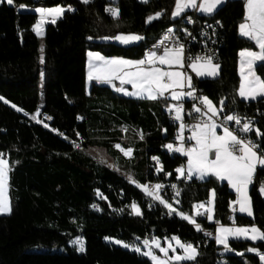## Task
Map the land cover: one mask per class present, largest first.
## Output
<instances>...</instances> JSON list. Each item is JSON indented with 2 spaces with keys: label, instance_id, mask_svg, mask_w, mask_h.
Returning a JSON list of instances; mask_svg holds the SVG:
<instances>
[{
  "label": "trees",
  "instance_id": "obj_1",
  "mask_svg": "<svg viewBox=\"0 0 264 264\" xmlns=\"http://www.w3.org/2000/svg\"><path fill=\"white\" fill-rule=\"evenodd\" d=\"M54 5L66 11L46 26L42 64L41 43L34 31L35 9ZM108 5L119 9V18L113 19L106 11ZM174 6L175 0H91L88 4L82 0H13L12 4L0 0V97L8 101L0 100V153L11 167L12 205L10 214L0 215V264H153L149 257L106 240L138 245L148 235L163 243L175 236L192 244L199 252L193 263L264 264L256 252L248 251L264 250V241L230 239L232 251L222 253L223 245L214 238L215 221L197 215L202 229L197 231L178 214L193 216L194 206L206 202L213 188L215 220L225 225H256L264 231V197L258 188L264 181V168H257L249 192L253 215L235 209L234 220H229L236 193L227 182L215 177L187 182V175L176 171L187 158L166 148L168 142L174 143L179 128L169 119L173 111L168 108L175 103L171 98L129 97L96 81L87 87L89 50L106 57L142 58L145 48L164 30L188 25L185 17L194 11L173 18ZM156 13L160 17L148 22ZM244 15L243 0H228L212 15L196 14L198 30L205 22L218 26L216 62L220 64L217 77L196 78V82L210 101L218 106L224 101L225 112L255 117L264 133V97L247 102L238 94L239 53L256 48L239 33ZM123 33H139L143 40L123 46L103 39ZM255 71L264 80V62ZM39 109L52 116L48 127L33 119ZM255 136L264 150V135ZM117 144L130 148L134 157H127ZM94 148L105 150L121 169L95 157ZM151 156L160 164L153 163ZM157 168L162 170L157 172ZM129 176L141 185L162 184L165 189L159 195L167 203L180 190L177 212L170 217L168 208L131 183ZM94 201L99 208L93 207ZM133 202L142 215L132 214ZM76 240L82 242L83 251Z\"/></svg>",
  "mask_w": 264,
  "mask_h": 264
},
{
  "label": "snow or ice",
  "instance_id": "obj_2",
  "mask_svg": "<svg viewBox=\"0 0 264 264\" xmlns=\"http://www.w3.org/2000/svg\"><path fill=\"white\" fill-rule=\"evenodd\" d=\"M9 4L13 3V0H7ZM83 3L88 4L91 0H82ZM115 2V0H113ZM143 3H148L149 0H141ZM224 0H201L200 3L197 0H175V10L172 12V17L180 16L185 9L195 8L202 13L212 14L217 7L222 4ZM23 7V6H22ZM245 15L243 22L239 25V32L242 37L247 38L252 41L254 45L259 49V51H253L250 49L242 50L239 55L240 60V75L241 83L239 86L238 94L245 99H256L257 97H264V80L256 76L253 71V66L257 61L264 62V0H244ZM71 10V9H68ZM66 11L63 7H53V8H36L35 12L40 14V20L34 27V30L38 35H42V24L45 22V17H52L51 23H55L56 19L61 17ZM110 13L113 19L119 18L118 8L106 9ZM161 13H156L154 16L148 17V22L159 18ZM189 22L191 19L189 18ZM169 33L173 30L169 29ZM170 37L165 35L163 40L154 47L159 48L164 45V41L168 40ZM91 39V38H90ZM103 39H114L121 44H130L135 41L143 39L139 35L129 34V35H116L114 37H104ZM40 62L44 63V45L40 46ZM89 64H88V79L96 80L100 83L113 84V81L118 80L120 82V87H116L117 92H123L125 95L135 96L141 99L156 100L158 98L165 97L166 93H170V97L173 100H181L183 97H190L193 100L199 99L200 103L206 107L207 112L212 115V117L218 115V111L215 105L207 97H197L195 95V89L192 86L191 76H187L181 71H165L163 68L157 65H167L171 68L173 65H178L180 68L184 67V48L183 45H178L176 48H169L167 46L163 47V54H158L156 51H149L146 53L145 57L140 60H129L124 58H106L102 56L99 52H89ZM191 63L188 67L191 68L197 76L204 77H216L219 75V64L212 63L211 56H196L195 58H188ZM203 62V63H201ZM245 68L248 72L245 73ZM41 78L43 79L44 73L41 71ZM130 84L134 91L129 92L123 85ZM115 87V85H113ZM188 87L192 91L188 92H177L176 88ZM0 100H4L0 97ZM5 103L8 101L4 100ZM220 104L223 105L224 101L221 100ZM17 111H23L17 108L16 105H12ZM175 111L174 119L177 121H182L183 116V105H172L169 106L168 111ZM193 111L200 113L202 116L206 113L202 112L200 107L193 105ZM25 115H28L25 113ZM39 115V113H37ZM191 115V113H189ZM36 119V116H33ZM51 119V117H48ZM227 121H235L237 125H241L240 118L229 115L226 116ZM40 122L39 120L37 121ZM44 127H48L47 124ZM186 127L185 124H180L181 133ZM217 127H223V135H218L216 132ZM195 130L189 140H195L196 144L194 147L188 148L187 150L181 146L174 147L173 144H168L166 147L170 151L179 152L188 157L187 162V178L191 179L193 175L198 179H205L208 176H214L216 179L221 181H227L228 185L235 190L237 194V199L233 201V204L239 205V211L241 213H246L248 216H252V204L251 199L248 195L249 186L253 183L254 175L257 171V167L264 168V150H261L258 143L253 142L250 139H244L238 137L233 131H230L226 125H217L213 120L212 123L201 122L194 126ZM252 130L250 123H243L239 128L242 133H247ZM126 131V129H125ZM257 136H262L259 129H256ZM142 138V137H141ZM178 140L183 141L184 137L182 134H178ZM79 147V145H75ZM120 148V145H116ZM124 154L127 156L131 155L132 150L129 148ZM214 150V151H213ZM210 153H212V158H210ZM4 154L0 153V214H10L11 206L10 201L6 195V187L8 180V172L10 168L8 166V161L3 158ZM153 159H156L155 157ZM162 168H157V172L161 171ZM180 176L185 175V169H176ZM170 175V174H169ZM129 181L140 187L143 192L152 197L154 201H159L166 208H168V214L172 215L176 213L177 210L172 207L171 204L167 203L159 195V189L163 185L156 184L149 188L147 184H139L131 176H129ZM175 188V185H172ZM260 192L264 194V183L260 185ZM176 195H179L177 191ZM214 200H215V190L212 191L211 197L207 202V207L204 204H198L194 207L205 208L204 213L198 212L197 215L207 214V219H213L214 211ZM179 203V201H176ZM93 207H96L93 205ZM132 214L136 216L142 215L139 206L133 202L131 205ZM182 219L187 220L189 223L194 224L197 231H202L199 224L196 223L192 216H189L183 212L178 213ZM208 236H212V233H205ZM215 241L219 245H223L225 251H232L229 246V239H246V240H261L264 241V231H261L255 225L251 227H224L220 226L216 229ZM175 240L178 247L183 250L182 254L169 256V250L173 253L176 252L175 248H172L171 244L167 248L161 247L160 243L152 238L151 241L145 239L142 241L143 247L147 251H141L140 247H134L133 250L147 256L151 259L153 264H170L171 261H176L177 264L182 261H195L199 255L198 249L192 244H184L179 241L177 237H172ZM74 243L80 244V251H83V244L81 241L76 240ZM117 244H122V246L128 248L130 245L124 244L122 241H115ZM153 248H158L166 259H161L160 256L153 252ZM249 252H256L260 260L264 262V253H259L256 248H249ZM243 255L242 253H238Z\"/></svg>",
  "mask_w": 264,
  "mask_h": 264
},
{
  "label": "built area",
  "instance_id": "obj_3",
  "mask_svg": "<svg viewBox=\"0 0 264 264\" xmlns=\"http://www.w3.org/2000/svg\"><path fill=\"white\" fill-rule=\"evenodd\" d=\"M109 8H116L114 5H108L106 7V9ZM108 12V11H107ZM109 13V12H108ZM110 14V13H109ZM196 12L194 13H189L186 15L185 20L188 23V25L183 26L181 30H177L173 27L171 28H167L166 30H164L157 38L156 40L151 43L150 45H148L143 53V57H145L146 53H148L149 51H156L158 54H162L163 53V47L167 46L169 48H176L178 45H183L184 48V54H185V59H186V63H190L191 61L188 59L189 57L191 58H195L196 56H211L213 59V61H216L218 58L217 55V49H216V42H217V33H218V26L215 23L212 22H205L204 26L201 29H197V19H196ZM189 18L191 19V22H189ZM169 29H172L173 31L171 33H169ZM199 31V33H198ZM201 31V33H200ZM168 35L170 38L168 40L164 41V45H162L159 48L154 47L155 45L159 44V42L161 40H163L164 36ZM206 38H209V42L206 41ZM168 71H171V69H168ZM185 74L187 76H191L192 78V86L195 89V95L197 97H206L201 89L198 86V83L196 82V78L197 76L193 75L191 70H189L188 68H186L185 70ZM189 91H192V89H189ZM183 105V120L182 123L186 125V127L184 128V139L183 141L179 142V140L176 138L174 139V146L177 147L178 145H180L181 143L185 144L187 142H189V135L193 133V131L195 130L194 126L203 122H207V123H212L213 120L217 123V125H226L230 131H233L234 134H236L238 137L240 138H244V139H250L255 143H258L257 139H256V129H258V126L256 124V119L255 117L248 115V114H241V113H237L236 111H230V112H225L223 110V112L218 113L217 116L212 117V119L210 120L209 117L212 115L210 113L207 112L206 107H204L199 99L193 100L190 97H187L186 99H181L179 101H177L174 105ZM196 105L197 107H200L202 112L206 113V115H201L200 113H196L193 111V105ZM37 113H39V115H36L37 117V121L39 120L41 124H47L48 122L52 121V116L46 112H44L42 109H39L37 111ZM189 113H191V115H189ZM229 115H233L236 116L238 118H240L241 120V125L243 123H250L252 130L247 132V133H242L239 131V128L241 127V125H237L235 123V121H227L225 119L226 116ZM175 113L173 111V113L170 115V121L172 123L178 124L179 125V121L174 119ZM48 117H51V119H48ZM179 134V133H178ZM259 144V143H258ZM127 156V155H126ZM129 158H133L134 157V153L133 151L131 152L130 156H127ZM155 156H151V161L153 163H156L157 165L160 164V161L156 158L153 159ZM185 180L188 182L190 179L187 178V176L185 177ZM255 181V178L253 180V183ZM264 183V181H262L258 188L260 190V185ZM159 183L156 182H148L147 185H149V188L151 189V187L153 185H156ZM162 185V184H160ZM177 187V186H176ZM164 186L159 189V193H161L164 190ZM177 192H175L174 197H173V201L169 204L172 205V207L174 209L177 210V206L179 205V203H176V201H179L178 196L176 195ZM92 205H95L96 207L94 208H99L100 204L98 201H94ZM148 209L151 210L152 209V204H150L148 206ZM170 217L172 215H169ZM236 216V212H235V208L232 209L231 213H230V217L229 220H234ZM215 224L216 225H220L222 224V221L220 219L215 220ZM232 227H235L233 223H230ZM175 237V236H172ZM170 237V238H172ZM153 237H151L150 235H148L146 237V239H148L149 241L152 240ZM168 238V239H170ZM259 253H264V250H260ZM257 257L260 259L259 255L256 253Z\"/></svg>",
  "mask_w": 264,
  "mask_h": 264
},
{
  "label": "rangeland",
  "instance_id": "obj_4",
  "mask_svg": "<svg viewBox=\"0 0 264 264\" xmlns=\"http://www.w3.org/2000/svg\"><path fill=\"white\" fill-rule=\"evenodd\" d=\"M139 1H141V0H139ZM53 7H63V8H65L66 9V7H64V6H62V5H54V6H39V7H37V8H53ZM62 17V16H61ZM61 17H59V18H61ZM59 18H57V19H59ZM51 19H52V17H45V22L42 24V35H38L37 33H36V31H35V33L37 34V36L39 37V39H40V43L41 44H44V37H45V30H46V26H47V24L48 23H50V21H51ZM56 19V20H57ZM40 20V14L38 13V20H37V22ZM37 22H36V24H37ZM35 24V25H36ZM35 25H34V27H35ZM124 35H129V34H127V33H123ZM130 34H134V35H139V36H141L142 37V35L141 34H139V33H130ZM108 40H110V41H112V42H116V43H118V44H120V45H123V46H126L125 44H121V43H119V42H117V41H115L114 39H108ZM143 39H141V40H139V41H135V42H133V43H130V44H127V45H136V44H138V43H140L141 41H142ZM242 50H244V49H242ZM241 50V51H242ZM250 50H252V49H250ZM240 51V52H241ZM254 51V50H253ZM256 51H258V50H256ZM89 52H98V51H92V50H89L88 52H87V87H88V89H89V87H90V85H91V82L92 81H96V80H91V81H89V79H88V71H89V68H88V64H89V57H88V53ZM100 53V52H99ZM101 54V53H100ZM102 55V54H101ZM102 56H104V55H102ZM104 57H106V56H104ZM106 58H111V57H106ZM113 58H115V57H113ZM144 57H142V58H139V59H137V58H128L129 60H140V59H143ZM240 60H241V57L239 56V62H238V71H239V75H240ZM191 63V62H190ZM201 63H203V62H201ZM212 63L213 64H219L218 62H216V61H213L212 60ZM260 63V61H257L255 64H254V66H253V71H254V73H255V75L256 76H258V77H260L259 75H257L256 74V71H255V67H256V65L257 64H259ZM185 64H186V59H185V54H184V67L183 68H180L178 65H173L171 68L173 69V71H181V72H184L185 73V70H186V68H185ZM220 65V64H219ZM158 67H161V68H163L165 71L167 70V68H169L167 65H157ZM191 69V68H190ZM191 71L196 75V73L191 69ZM248 72V69L247 68H245V73H247ZM197 76V75H196ZM217 77V76H216ZM197 78L198 79H203V78H215V77H209V76H204V77H200V76H197ZM240 78H241V75H240ZM261 78V77H260ZM96 82H98V81H96ZM100 83V82H99ZM240 83H241V80H240ZM102 84H106V85H109V86H111L112 84H107V83H102ZM113 85H115V87H120L121 85H120V82L118 81V80H115V81H113ZM113 85H112V87H113ZM239 86H240V84H239ZM123 87L124 88H126L129 92H132V91H134V89L132 88V86L130 85V84H126V85H123ZM175 91H177V92H188L189 91V88L188 87H184V88H176L175 89ZM238 91H239V89H238ZM122 94H124L123 92H121ZM125 95V94H124ZM125 96H129V97H135V96H131V95H125ZM165 96L166 97H168V98H171L170 97V93H166L165 94ZM136 98H138V97H136ZM187 97H183L182 99H186ZM240 98L242 99V100H245V101H247V102H249V101H254V100H257V99H259V98H261V97H257L256 99H245V98H242L241 96H240ZM172 101L173 102H177V100H173L172 99ZM212 102V101H211ZM174 103V104H175ZM173 104V105H174ZM212 104L213 105H215L216 106V108L217 109H221L222 108V111H223V107H222V105H216L215 103H213L212 102ZM174 111V110H173ZM222 111H218V113H220V112H222ZM174 113H175V111H174ZM211 114V113H210ZM182 123V121H179V128H178V133L179 134H182V136L184 137V129H183V131H182V133H181V129H180V124ZM216 132H217V134L218 135H223V127H217V129H216ZM192 136V134H190L189 135V137H191ZM179 142H181V140H179ZM168 144H173L174 145V143L173 142H168L166 145H168ZM195 144H196V142H195V140H189V142H187V143H185V144H183V147L187 150L188 148H191V147H194L195 146ZM117 145H120V150L121 149H123L122 148V146H121V144H117ZM178 146H181V144L180 145H178ZM177 146V147H178ZM175 147V146H174ZM167 148V147H166ZM168 149V148H167ZM123 150H125V149H123ZM169 150V149H168ZM126 151V150H125ZM214 151V150H213ZM124 152V151H123ZM171 152H175V151H171ZM91 153L95 156V157H97L98 159H100V160H103L105 163H107L108 165H110L111 167H113V168H115V169H117V170H120L121 169V167L120 166H118V164H116L108 155H107V153L105 152V150H103V149H99V148H94V149H92L91 150ZM176 153H178V154H180V155H182V156H184V157H186L187 159H186V163L181 167V168H183V169H185V175H187V162H188V157L187 156H185V155H183V154H181V153H179V152H176ZM210 155V158H212V153H210L209 154ZM4 159H6L7 161H8V166H9V168H10V170H11V167H10V164H9V160H8V158L7 157H3ZM259 167V166H258ZM257 167V168H258ZM9 174H10V171L8 172V180H7V187H6V195H7V198H8V200L10 201V206H11V210H12V205H11V199H10V195H9V188H10V184H9ZM180 175V174H179ZM210 177H214V176H208V177H206L205 179H208V178H210ZM192 178H196V176L195 175H193V177ZM198 179V178H197ZM220 182H227L226 180L225 181H221V180H219ZM231 188V187H230ZM250 189H251V185L249 186V192H250ZM214 189L212 188L211 189V192H210V196H209V199H210V197H211V193H212V191H213ZM231 190L232 191H234L235 192V190L234 189H232L231 188ZM177 191H179L180 192V190H176V192ZM248 192V195H249V197H250V193ZM236 193V192H235ZM263 195V197H264V194H262ZM161 196V195H160ZM209 199L206 201V202H202V203H200V204H204L205 205V208L208 206L207 205V202L209 201ZM236 199H237V194H236ZM251 199V198H250ZM136 203V202H135ZM137 204V203H136ZM252 204V203H251ZM138 205V204H137ZM198 205V204H197ZM139 206V205H138ZM232 207H236V210L237 211H239V205L238 204H233L232 203ZM139 208H140V206H139ZM205 208H199V209H197V208H195V214L192 216L194 219L196 218V216H197V213L198 212H200V213H204L205 212ZM141 210V209H140ZM253 212V211H252ZM243 214H246V213H243ZM0 215H5V214H0ZM212 215H213V219L212 220H209L210 222H214L215 221V200H214V211H213V213H212ZM247 215V214H246ZM204 216H206L207 217V214H205ZM195 221H196V219H195ZM217 226H224V227H232L231 226V224H227V225H225V224H220V225H217ZM235 227H237L236 225H234ZM251 226H253V225H247V226H240V227H251ZM256 226V225H255ZM257 227V226H256ZM257 228H259V227H257ZM261 230V229H260ZM231 239V238H230ZM229 239V240H230ZM106 240H108V241H112V242H114L115 243V241H120V240H118V239H116V238H106ZM159 243H160V245H161V247H165V248H167L168 246H169V244H171V246H172V248H175L176 249V252L175 253H173L172 251H171V249L169 250V253H168V255L169 256H172V255H177V254H182V252H183V250L181 249V248H179L178 247V245H177V243H176V241L175 240H170V239H168V238H166L165 240V243H163L162 241H161V239L160 238H157L156 239ZM179 241L181 242V243H184V244H188V243H185L184 241H182V240H180L179 239ZM250 241H253V240H250ZM257 241H259V240H255V241H253V242H257ZM123 242V241H122ZM124 244H127V243H125V242H123ZM115 244H117V243H115ZM117 245H121L122 246V244H117ZM128 245H130V244H128ZM140 247L141 248V251H147V249L146 248H144L143 247V244H138V245H130V247H128V248H130V249H133L134 247ZM124 247V246H123ZM39 248H36V250H38ZM153 250V252L156 254V255H158V256H160L161 257V259H166V257H164L163 256V253H161L160 251H159V249L158 248H153L152 249ZM222 253H228V252H230V251H225L224 250V248L222 249ZM264 263V262H263ZM170 264H177V262L176 261H171L170 262ZM179 264H197V263H193V262H187V261H182V262H179Z\"/></svg>",
  "mask_w": 264,
  "mask_h": 264
},
{
  "label": "crops",
  "instance_id": "obj_5",
  "mask_svg": "<svg viewBox=\"0 0 264 264\" xmlns=\"http://www.w3.org/2000/svg\"><path fill=\"white\" fill-rule=\"evenodd\" d=\"M227 1H228V0H224V2H223L222 4H220V5L217 7V9L220 8L222 5H224ZM243 1H244V0H243ZM197 2L200 3L201 0H197ZM217 9H216V10H217ZM174 10H175V6H174L173 11H174ZM216 10H215V11H216ZM188 11H194V12L200 14V15H212V14L215 12V11H214L212 14H206V13H202V12H200L198 9H195V8H188V9H185V11H184L182 14H184L185 12H188ZM182 14H181V15H182ZM239 33H240V32H239ZM252 50H254V51L258 50V51H259V49H258L257 47H256L255 49H252ZM162 54H163V53H162ZM111 58H113V57H111ZM115 58H124V59H128V58H126V57H115ZM185 68H188L189 70H191V69L188 67V63L185 64ZM168 69H171V71H173L172 68H167L166 71H168ZM191 72H192V71H191ZM192 74L195 75L193 72H192ZM195 76H196V75H195ZM112 85H113V84H112ZM112 85H111V86H112ZM113 88H116V87L113 86ZM182 114H183V113H182ZM192 134H193V133H192ZM235 209H236V207H235ZM237 212H238V213H241L240 211H237ZM242 214H243V213H242ZM218 227H219V226H216V229H217ZM237 227H240V226H237ZM215 235H216V234H215ZM170 240H172V239H170ZM172 241H173V240H172Z\"/></svg>",
  "mask_w": 264,
  "mask_h": 264
}]
</instances>
